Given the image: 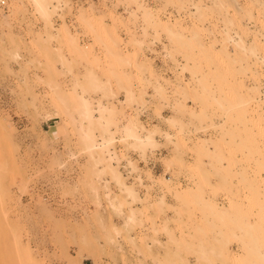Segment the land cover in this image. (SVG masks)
<instances>
[{"label": "rangeland", "instance_id": "rangeland-1", "mask_svg": "<svg viewBox=\"0 0 264 264\" xmlns=\"http://www.w3.org/2000/svg\"><path fill=\"white\" fill-rule=\"evenodd\" d=\"M4 1L0 264H261L264 0Z\"/></svg>", "mask_w": 264, "mask_h": 264}, {"label": "bare ground", "instance_id": "bare-ground-1", "mask_svg": "<svg viewBox=\"0 0 264 264\" xmlns=\"http://www.w3.org/2000/svg\"><path fill=\"white\" fill-rule=\"evenodd\" d=\"M35 1V3H36V5H37V8H38V10L41 12V14H43V15H45L46 16V6H45V3H46V0H34ZM262 1V0H261ZM262 2H264V1H262ZM222 7V6H221ZM261 7H262V4H261ZM264 8V7H263ZM48 10V9H47ZM196 11H199L198 10V8H196ZM97 25V24H96ZM98 25H100V24H98ZM170 28V27H169ZM169 28H167V27H164V29H165V31H167V32H165L166 34H167V36H169V38H173V40L177 43V42H179L180 40L182 41H180L179 43L181 44H187V43H189L188 44V46H191L192 44V42L190 43V40L192 39H190V40H188V39H186L187 41H189V42H186V40H185V38H183V36L181 37V34L179 35V34H177V33H175L173 30H171V29H169ZM197 33H195V34H193V38H195V36H197L196 35ZM197 38V37H196ZM230 39V43H232L233 42V44L234 45H237V46H239L244 52H249V54L250 55H252V56H255V53H254V51H247L245 48H244V45H243V42L241 41V39H236V40H234V37H229ZM194 40V39H193ZM185 41V42H184ZM197 41V40H196ZM227 41H228V39H227ZM232 41V42H231ZM178 43V44H179ZM194 43V42H193ZM199 43V42H198ZM180 44H179V46H180ZM200 44V43H199ZM195 45H196V43H195ZM195 45H193V46H195ZM182 47H184L183 45H181ZM192 46V47H193ZM202 46V45H201ZM191 47V48H192ZM196 47L197 48H199V49H201V47H199V45L197 46L196 45ZM190 48V47H189ZM80 49V48H79ZM81 50V49H80ZM106 54H108V53H106ZM112 54V53H111ZM111 54H108L109 56L111 55ZM257 56V55H256ZM111 57V56H110ZM256 59V58H255ZM262 61V60H261ZM260 61V62H261ZM263 62V61H262ZM224 84H226V85H228L226 82H224ZM221 85H223V84H221ZM223 95V97H224V94H222ZM219 97V96H218ZM226 97V96H225ZM222 98V97H221ZM227 98V97H226ZM231 98V97H230ZM212 101L215 103V105L216 104H218L219 106H221L222 104H221V101H220V98H217V97H212ZM225 99V98H224ZM226 100V99H225ZM227 101V100H226ZM240 101V100H239ZM223 102H225V101H223ZM228 102V101H227ZM235 102V101H234ZM237 102H238V100H237ZM236 102V103H237ZM242 102V101H241ZM241 102H240V106H238L237 108H239V107H241L242 105H244V104H241ZM217 105V106H218ZM234 105V104H233ZM236 105V104H235ZM237 105H238V103H237ZM236 105V106H237ZM232 106V105H231ZM80 107H81V109H82V112H83V117H84V119L89 123V124H91L92 122H93V120L95 119L94 118V116L92 115V113L90 112V110H89V106H88V102L85 100V99H82L81 101H80ZM243 107V106H242ZM233 108H236L235 106H232V109ZM234 110V109H233ZM236 110V109H235ZM238 110H242V108L241 109H237V111ZM244 110V109H243ZM101 113H104V112H108V114H110L111 112L109 111V110H107L106 108H102L101 110ZM236 111V112H237ZM246 112V111H245ZM245 112H244V114H245ZM245 119V118H244ZM98 120H103V117L101 116L100 118H98ZM104 121V120H103ZM245 121V122H244ZM243 121V119H242V124L241 125H244V123H246V120H244ZM105 122V124L107 125V123H109L108 121H104ZM124 134H125V136L126 137H128V138H131V139H133V140H135V142L140 146V147H142V148H144V149H146V148H153L154 147V141H153V139L150 137V136H145V137H137L136 136V134H135V132H134V129L133 128H125L124 129ZM263 134V133H262ZM264 135V134H263ZM251 136V135H250ZM249 136V137H250ZM261 136V135H260ZM259 136V137H260ZM248 137V136H247ZM251 138L252 137H250V140H251ZM248 139V138H247ZM250 140H249V142H250ZM110 141L111 140H107L105 143H102V146H101V150H107V147H108V144L110 143ZM246 142H247V140H246ZM251 143H253L252 141L250 142V145H252ZM258 143V142H257ZM254 144H255V142H254ZM263 144V143H262ZM237 145H240L239 143L237 144ZM248 145V146H247ZM250 145L249 144H247L246 143V145H244L243 146V148H241L240 149V151L243 149V150H245L246 148L248 149L249 147H250ZM255 146V145H254ZM264 146V145H263ZM242 147V146H241ZM252 147V146H251ZM256 147V146H255ZM197 148H199V147H197ZM236 148H237V146H236ZM245 148V149H244ZM202 149V148H201ZM218 149H219V147H218ZM218 149H216V150H218ZM238 149V148H237ZM255 149V148H254ZM253 149V150H254ZM198 151H199V149H197ZM204 150V149H203ZM220 150V149H219ZM218 150V151H219ZM222 150V149H221ZM220 150V151H221ZM226 150H227V147H226ZM229 150V149H228ZM256 150H258V152H259V149L258 148H256ZM261 150V149H260ZM206 151V150H205ZM225 150H223V152H224ZM230 151V150H229ZM245 151H248V150H245ZM254 152H257V151H255L254 150ZM214 153H216V152H214ZM219 153V155L222 153H220V152H218ZM229 153V152H228ZM242 152H240V154H241ZM255 154H257V153H255ZM254 154V155H255ZM262 154V153H261ZM215 155V154H214ZM218 155V154H217ZM218 155V157L220 158V156ZM222 155V154H221ZM258 155V154H257ZM211 156V155H210ZM259 156V155H258ZM262 156V155H261ZM222 157V156H221ZM215 158H217V157H215ZM225 158V157H224ZM223 157H222V160L224 159ZM112 159H114V157H113V154H112V152H110V156H109V161H111ZM255 159V158H254ZM218 160H220V159H216V162L218 161ZM249 160H250V158H249ZM256 161H258V160H256ZM249 162V161H248ZM218 163L220 164V166L219 167H221V162L220 161H218ZM256 163V162H255ZM258 163V162H257ZM218 164V165H219ZM218 165H217V167H218ZM223 167V166H222ZM264 168V167H263ZM198 173V172H197ZM202 181V180H201ZM200 182V181H199ZM200 184V183H199ZM200 187L202 186V183H201V185H199ZM199 188V187H198ZM196 189L197 191H200L201 190V188H199V189ZM196 191V192H197ZM192 193V192H191ZM187 194V193H186ZM193 194V193H192ZM184 195V194H183ZM182 198H183V196L182 195H180ZM181 197H179V198H181ZM185 197V196H184ZM187 197V196H186ZM178 198V197H177ZM181 198V199H182ZM229 198H231V197H229ZM187 199H189V198H187ZM190 199H192V198H190ZM200 199V198H199ZM202 199V198H201ZM239 199V198H238ZM194 200V199H193ZM196 201H198V199H195ZM203 200L204 199H202L201 201H202V203H203ZM189 201V200H188ZM192 201V200H191ZM230 202H231V200H229ZM185 202H187L186 200H185ZM198 202H200V201H198ZM204 202H205V200H204ZM236 202V201H235ZM235 202H231V203H233V205H234V203ZM207 203H208V201H207ZM207 203L205 204V203H203V204H205L206 205V207L208 208H206L208 211H212L211 213H213V215L215 214V216L214 217H217L218 219H222V217L223 218H225L226 216V218H229V213H227L226 212V210H216V208H213V205L211 204V203H208V206H207ZM211 206H210V205ZM242 204V203H241ZM241 204H239L240 206H241ZM231 205V204H230ZM210 206V207H209ZM235 206V205H234ZM234 206H232V207H234ZM236 208H237V206H236ZM235 208V209H236ZM233 209V208H232ZM237 209H240V208H237ZM215 212V213H214ZM228 215H227V214ZM262 213H264V212H262ZM219 217H218V216ZM257 218V217H256ZM260 218V219H259ZM257 219H259L258 220V222L257 223H255V224H252V225H245V226H243V227H241L242 228V234L241 235H245V237H243V236H241V237H243V238H249L248 240H245V242H241L242 244H243V248H244V250L247 252V253H251L255 258H256V260L258 261V262H260L261 264H264V215L262 214V216H259L258 215V218ZM255 222H256V220H254ZM245 227V229H243ZM244 230V231H243ZM241 231H240V233H241ZM247 236V237H246ZM239 236H234L233 238L235 239H237ZM250 240V241H249Z\"/></svg>", "mask_w": 264, "mask_h": 264}, {"label": "crops", "instance_id": "crops-1", "mask_svg": "<svg viewBox=\"0 0 264 264\" xmlns=\"http://www.w3.org/2000/svg\"><path fill=\"white\" fill-rule=\"evenodd\" d=\"M55 119H49L51 121V124H47V130L45 131L48 135L51 134V136L55 135L54 129L56 128L57 121H54ZM50 136V135H49Z\"/></svg>", "mask_w": 264, "mask_h": 264}, {"label": "built area", "instance_id": "built-area-1", "mask_svg": "<svg viewBox=\"0 0 264 264\" xmlns=\"http://www.w3.org/2000/svg\"><path fill=\"white\" fill-rule=\"evenodd\" d=\"M0 9H2L3 12H6L7 11L6 10L7 8H6L5 1L4 0H0ZM142 118L144 119V116H142ZM149 165H150V163H149Z\"/></svg>", "mask_w": 264, "mask_h": 264}]
</instances>
